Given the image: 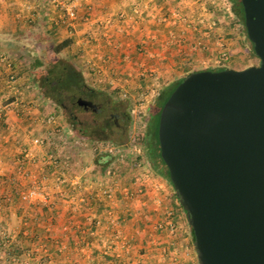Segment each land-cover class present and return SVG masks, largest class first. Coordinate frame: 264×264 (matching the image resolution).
Instances as JSON below:
<instances>
[{"label": "crops", "instance_id": "1", "mask_svg": "<svg viewBox=\"0 0 264 264\" xmlns=\"http://www.w3.org/2000/svg\"><path fill=\"white\" fill-rule=\"evenodd\" d=\"M56 1L0 0V57L10 61V68L0 61V228L26 225L42 233L39 240L25 238L13 247L40 249L36 256L32 252L29 264L38 260L42 264H108L110 254L98 233L107 228L113 208L97 189L100 185L111 196L112 180L107 176L112 175L107 168L103 175L94 174L92 160L73 161L71 151L83 149L73 150L76 140L70 142L67 127L72 128L67 123L57 120L54 124L61 110L59 100L72 99L76 90H90L97 99H109L118 107L121 97L133 98L150 84L155 94L148 100H155L166 88L167 74L148 65L147 56L179 51L181 59L171 67L183 73L181 64H193L196 44L209 64L198 69L232 67L235 62L245 63L238 67L242 68L255 58L240 15L214 10V0L207 5L212 12L193 9L185 17L172 15L178 0H72L74 17H68ZM189 5L202 7V2L188 1ZM206 23L212 28H205ZM172 37L184 40V48L167 43ZM64 39L68 43L54 56L60 59L53 71L33 65L36 56L51 52V46ZM153 72L161 77H152ZM83 140L106 143L108 139L88 135ZM160 178L180 220L182 212L173 190ZM31 185L41 190L44 199L20 200V192ZM55 229L63 230L62 235L51 238Z\"/></svg>", "mask_w": 264, "mask_h": 264}, {"label": "water", "instance_id": "2", "mask_svg": "<svg viewBox=\"0 0 264 264\" xmlns=\"http://www.w3.org/2000/svg\"><path fill=\"white\" fill-rule=\"evenodd\" d=\"M239 1L257 62L188 72L157 117L198 264H264V0Z\"/></svg>", "mask_w": 264, "mask_h": 264}, {"label": "rangeland", "instance_id": "3", "mask_svg": "<svg viewBox=\"0 0 264 264\" xmlns=\"http://www.w3.org/2000/svg\"><path fill=\"white\" fill-rule=\"evenodd\" d=\"M178 1H180V5L177 7V9L171 10L173 16L184 15L185 17V13L191 12L193 9L196 13L202 11L212 12L211 10H207L208 3L211 4L210 0H198V2H202V7L198 6L197 8L195 6L192 8L191 5H189L190 7L187 6L188 1L191 2L193 0ZM156 9L159 10V7ZM217 9H220L222 12H225L228 15L232 13L228 0H214V10L217 11ZM159 12L167 13V10L163 11L160 9ZM182 21L185 23L184 20ZM199 23L200 25H203L202 22ZM210 24L213 25L212 23ZM205 25V28H212L208 27L207 23ZM201 28L202 27H200V30ZM205 30L206 29H204V31ZM205 32H207V30ZM175 39L176 38L172 37L171 42L168 41L167 43H172L173 46L175 45L177 48H180L176 45L177 43L179 45L182 44V48H184V40L175 41ZM195 48H197V54L196 56L194 55L193 64L190 67L198 69L200 67L209 65L207 62L208 60H205L204 54L201 52V50H199L201 48L198 49L197 44ZM176 52L171 51L154 55L150 54L147 56L148 60L146 59L148 65L155 67V69L159 70L160 73L162 71L166 72L167 78L163 79L164 82L168 81L165 85L166 88H168L178 79L180 75H182V73L177 71L175 67H171L175 66V62L177 60L180 61L181 59L178 55L179 51ZM252 55L255 59H253L251 62L254 64L257 62V58L253 52ZM184 56H188V54ZM247 61L251 63L250 60H245L246 63ZM244 64L245 63L241 64L235 62L230 66L238 68ZM219 65L222 64L220 63ZM155 73L156 72H153V74H151L152 77H161H156ZM70 77L71 75L67 76L69 79ZM160 83L161 82H159L157 85L159 86ZM157 90H159V88H157ZM158 92L159 91H157V93ZM135 97L136 94L133 96V98L127 99L125 97H121L120 99L127 103L126 109L129 113V121L125 137L120 139L119 143L114 141V139H116L115 134H113V136L108 134L109 137L107 138V144L112 145L114 150V156L112 157L113 161L109 162L108 166L106 167L109 174L112 175L111 177H107L112 180L111 189L113 190V194L111 196H105L106 199H103L104 201H108V205H111L113 212L111 211L109 216L107 228L98 233L100 235L99 237L102 238V241L105 243L103 245L104 249L110 254L108 255L110 256L108 259L109 261L106 262H108V264H198L190 236V231L188 229L189 227L185 221L186 219L183 218V214L181 213L180 214L182 216H180V220L178 219L177 215L173 212V207L171 208L169 196L166 189L163 187L161 178L151 173L148 170L146 163L142 161L141 158H137V155L141 153L137 141L144 131L145 117H147L149 111H155V109H157V99H149L147 102H142L141 107H139L140 111L138 114H135L131 111L133 104L137 102ZM57 113L58 116L57 119L55 118L56 121L54 124H56L57 120H60L63 123L65 121L63 113L61 110H58ZM73 113L77 114V117L81 119L84 118L83 115H88H80L81 113L77 110H73ZM87 117L89 118L91 116ZM66 119H71V117H66ZM107 121L109 123L110 119ZM74 122L75 121L73 120V123ZM74 131L75 130H73V128L70 129L67 127V136L72 134V137L69 138L70 142H73L74 138L76 140L75 146L73 147L74 149H72L77 151V149L82 146L83 150H81L79 153L71 151V153L73 152L71 155L73 157V161L79 160L80 157L86 161H91L94 152L100 151L92 150L89 146L83 145L82 143H91L93 145L97 144V146H99L98 144H101V142H99V140H91L92 142L90 140L85 141L83 140L82 135L77 134V137L74 136ZM74 134L76 135V132ZM102 135L105 137L104 134ZM120 146L125 148V152L122 151V153L128 152L127 156H122V153L119 151L121 149ZM75 166L76 163L74 162L71 166L72 169L70 170L72 171L73 167ZM76 169L77 168L74 170ZM102 190L103 188L101 189V186L99 185V189H97L98 193L100 192L102 194ZM6 215V219H10V214ZM17 223L16 226L18 225ZM24 226L28 228V226ZM2 227H5L6 229L8 228L7 230L9 232L14 231L15 245H19V242L25 238L35 241L39 240L42 236L41 232L35 233L34 231L29 230L30 228L9 227L6 226V224L2 225ZM22 230L25 232L21 233ZM184 230H186V233ZM62 231L55 229V231H53L51 234V238L59 237L60 234L62 235ZM27 248L31 249L32 252H35V256L38 255L37 252L40 251L36 245L33 247H23L22 250ZM54 250L55 249H53V252ZM19 252L21 251L19 250ZM37 263L42 264V261L38 260Z\"/></svg>", "mask_w": 264, "mask_h": 264}, {"label": "trees", "instance_id": "4", "mask_svg": "<svg viewBox=\"0 0 264 264\" xmlns=\"http://www.w3.org/2000/svg\"><path fill=\"white\" fill-rule=\"evenodd\" d=\"M228 1L230 3V6H231V12L234 15L235 14L240 15L241 24H242V27L245 31L244 24H243L242 7L240 4V1L239 0H228ZM67 43H68L67 39H64L60 42L53 44L51 46V52L42 53L39 56H36L34 58V60L32 62L33 65L34 66H41L42 68H46L47 70L53 71L55 66L57 65L59 59H60L58 57L54 58V56H56L57 53L59 51H61L65 45H67ZM251 49H252V46H251ZM180 55L181 54H179V56ZM184 57H186V56H184ZM181 65H182V67H180V68H182V70H183L182 75H180L178 77V79L174 83H172L168 88L161 90V94H159L157 96V102H158L157 109L155 111L154 110L149 111V113L147 114V117H145V128H144L142 135L138 138V141H137L139 148L141 150V153L137 155V158H139V159L141 158V160L146 163V166L151 173H153L156 176H159V177L166 179V181L169 183V185H170V182H169L168 175H167V169H166V166H165L164 162L162 161V159L160 157V153H159L157 135H156V126H157V117H158L159 109H160L163 101L165 100V98L169 94V92L172 90V88L175 86V84L185 74H187L188 72H191L193 70H197V69L191 68L190 64H188L187 62L182 63ZM218 68H222V66L218 67ZM218 68H216V69H218ZM85 137L87 138L88 136H85ZM120 148L121 149L119 151L121 153H122V151L125 152V150H124L125 148H123L121 146H120ZM127 153L128 152L122 153V156L123 155L127 156L128 155ZM110 157H112V156L109 154L103 153V152H94V154L92 156V165H93L92 171L94 172V174L103 175L106 172V167H107V165L111 159ZM170 187H171V185H170ZM172 190H173V188H172ZM173 197L175 198V201H176V207L180 209V211L183 214V218L185 219L184 210L182 209V207L178 203V200H177V197L174 193V190H173ZM188 227H189V225H188ZM189 231H190V236H191V240H192V233H191L190 227H189Z\"/></svg>", "mask_w": 264, "mask_h": 264}, {"label": "flooded vegetation", "instance_id": "5", "mask_svg": "<svg viewBox=\"0 0 264 264\" xmlns=\"http://www.w3.org/2000/svg\"><path fill=\"white\" fill-rule=\"evenodd\" d=\"M71 96L72 99L59 100V105L63 111V116L65 118L64 122L67 123L68 126L70 125L78 135H92L97 138H108L110 134V136L115 134L116 139H114V141L117 143L120 142V139L125 137L129 121V113L123 101H120V105L115 107L111 105V100L97 99L95 94L90 90H76ZM88 96H93L95 100L98 101V104L92 107L84 103L82 100L88 98ZM73 110L80 112V115L88 114L87 116L91 117L88 118L83 115L84 118L81 119L77 117V114L73 113ZM66 117H71V119H66ZM109 119L110 122L108 123L107 120ZM73 120L75 121L74 123ZM102 134H104L105 137H103Z\"/></svg>", "mask_w": 264, "mask_h": 264}, {"label": "built area", "instance_id": "6", "mask_svg": "<svg viewBox=\"0 0 264 264\" xmlns=\"http://www.w3.org/2000/svg\"><path fill=\"white\" fill-rule=\"evenodd\" d=\"M56 4L59 5V7L64 9L65 14L68 17H74L75 16V9H74V3L72 0H57ZM0 61L3 62V64L10 68V61L5 59L4 56L0 57ZM9 80H12L13 75H8ZM148 91V92H147ZM152 84L144 86L143 89L139 90V93H137V96L135 97V100L137 101L135 104H133L131 111L135 114H138L139 107H141L142 102L148 101V98L150 96H153ZM150 94V95H149ZM138 107V108H137ZM48 120H51V117L47 118ZM37 140V139H36ZM83 145L89 146L92 150H98L102 151L106 154L114 156V150L113 146L106 143L97 144H86L85 142L82 143ZM102 194L105 196L109 195V192L104 189L102 190ZM44 195L41 193V190L38 189L36 185H31L25 190H22L19 194V198L21 201H30V200H37V199H44ZM14 231H8L6 228L2 227L0 228V264H29V259L33 257L31 249H25L19 252V249L13 248L15 246V235L13 233ZM22 253V256H21Z\"/></svg>", "mask_w": 264, "mask_h": 264}]
</instances>
